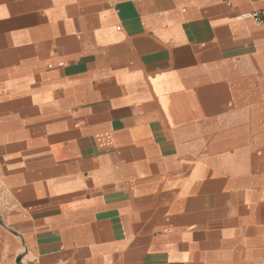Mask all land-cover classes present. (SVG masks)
I'll return each mask as SVG.
<instances>
[{"label":"crops","instance_id":"0c3cea01","mask_svg":"<svg viewBox=\"0 0 264 264\" xmlns=\"http://www.w3.org/2000/svg\"><path fill=\"white\" fill-rule=\"evenodd\" d=\"M261 10L0 0V264H264Z\"/></svg>","mask_w":264,"mask_h":264},{"label":"built area","instance_id":"2783aa9c","mask_svg":"<svg viewBox=\"0 0 264 264\" xmlns=\"http://www.w3.org/2000/svg\"><path fill=\"white\" fill-rule=\"evenodd\" d=\"M249 17L253 19L256 23H262L264 22V10L253 12L249 15Z\"/></svg>","mask_w":264,"mask_h":264},{"label":"rangeland","instance_id":"374dc122","mask_svg":"<svg viewBox=\"0 0 264 264\" xmlns=\"http://www.w3.org/2000/svg\"><path fill=\"white\" fill-rule=\"evenodd\" d=\"M3 178H4V177L0 176V179H1V180H0V189H1V188H5V189H7L8 187H6V183L2 182V181H3ZM9 196H10L11 198H14V197H15V193H14V194L9 193ZM21 258H22V256L19 257V260H18V261H14V260H10V259H9L8 264H19Z\"/></svg>","mask_w":264,"mask_h":264}]
</instances>
